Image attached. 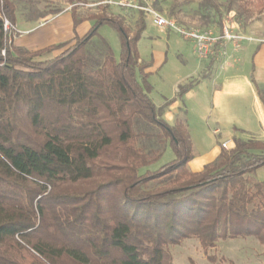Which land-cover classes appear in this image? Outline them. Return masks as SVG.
I'll use <instances>...</instances> for the list:
<instances>
[{
	"label": "trees",
	"instance_id": "16d2710c",
	"mask_svg": "<svg viewBox=\"0 0 264 264\" xmlns=\"http://www.w3.org/2000/svg\"><path fill=\"white\" fill-rule=\"evenodd\" d=\"M16 10L0 0V264H175L169 245L190 237L205 250L237 237L264 245V181L252 178L264 166V141L234 137V147L193 172L187 127L163 118L208 69L158 107L140 62L144 17L132 31L103 10L86 18L94 24L74 43L30 51L12 44ZM71 14L74 26L84 20L75 5ZM103 25L118 32L120 58L99 33ZM95 39L105 45L102 60L91 55ZM139 118L175 154L143 173L161 154L137 145ZM103 174L108 180L93 188L73 187Z\"/></svg>",
	"mask_w": 264,
	"mask_h": 264
},
{
	"label": "rangeland",
	"instance_id": "374dc122",
	"mask_svg": "<svg viewBox=\"0 0 264 264\" xmlns=\"http://www.w3.org/2000/svg\"><path fill=\"white\" fill-rule=\"evenodd\" d=\"M16 6V26L12 35V44L24 45L28 43H39L44 39L54 37L56 33L51 29V23L43 26L59 14L71 11L75 5L79 17L86 19L88 16L107 11L109 15H119L124 18L125 24L133 31L140 17L146 20V29L138 42L140 57L144 61V71L148 74L147 81L151 85L150 96L157 104H165L167 100L175 97L176 84L183 81L189 75H195L199 70V57L195 45L172 29H162L155 24L153 12L175 17L178 22L188 28L199 31L211 32L221 36L224 30L238 34L241 39H220L214 46L213 51L202 59L213 60L211 67L226 59L229 52L237 53L242 50L247 42H253L258 46L264 44V8L259 7L261 0H213L215 8H210L205 0H12ZM123 2V3H119ZM67 14H63L56 22L59 31L64 32ZM37 29L28 34L32 23ZM50 24V25H49ZM94 24V22H93ZM92 24V25H93ZM41 26V27H40ZM39 27V28H38ZM86 26L83 25L82 29ZM54 29V28H53ZM58 31V32H59ZM55 33V34H54ZM99 33L111 44L117 58L121 55V43L118 32L110 25H103ZM67 34V33H66ZM72 40L62 42L70 44ZM55 43V42H54ZM57 44H62L58 42ZM27 47V46H26ZM44 53L36 57L37 60L52 58L61 50ZM105 45L100 39H95L90 47L92 57L103 58ZM160 51L165 54L162 64L154 67V52ZM231 50V51H230ZM234 54V62H240L239 55ZM230 58H232L230 56ZM203 70L201 75L207 71ZM233 72L244 82L253 81L249 59L246 56L244 62L239 66H232ZM209 73V72H208ZM199 76V75H198ZM196 76V78H198ZM202 79V78H200ZM191 81V80H189ZM188 81V82H189ZM179 99V98H178ZM180 105L183 104V100ZM199 100H194L198 102ZM193 110L199 114L203 105L197 106L192 103ZM173 104V103H172ZM171 105V104H170ZM168 105V106H170ZM186 105V104H185ZM174 109L171 112L174 113ZM163 118L170 124H174L173 118L165 115ZM199 125L200 117L188 116ZM136 131L142 134L138 137V146L145 151H157L161 157L140 170H157L164 164L174 159L175 154L169 145V139L162 135L161 130L154 124L139 118L135 125ZM228 132L211 135L213 144H220L229 139ZM194 139L200 147L203 135L194 131ZM228 149L227 147H223ZM230 149V147H229ZM108 175H97L92 179L81 181L73 185L77 189H90L107 181ZM255 179V176H252ZM164 183H153L151 187L162 186ZM168 250L175 264H264V245L255 237H237L219 239L214 246L207 250L203 249L199 240L195 237L185 238L179 243L170 244Z\"/></svg>",
	"mask_w": 264,
	"mask_h": 264
},
{
	"label": "crops",
	"instance_id": "0c3cea01",
	"mask_svg": "<svg viewBox=\"0 0 264 264\" xmlns=\"http://www.w3.org/2000/svg\"><path fill=\"white\" fill-rule=\"evenodd\" d=\"M63 14H67L68 16L65 19L64 32L61 33L56 22ZM63 14L55 16L42 25L43 27L51 23L49 25L56 33L54 37L44 39L39 43L26 42L24 45L27 47L25 46V48L35 51L52 44H57L58 42L64 43L62 41L67 40V38L72 40L70 43L72 44L75 42L76 37L83 36L94 22L92 19H84L74 26L71 11ZM31 23L32 25L26 29L28 34L37 29L34 22L32 21ZM83 25L86 26L85 29H82ZM16 46L21 45L16 44ZM235 53L231 51L228 53L226 59L216 62L211 67V72L209 71L207 77L200 79L181 99H177L173 104L164 108L163 114L165 112V115L173 118L174 124L179 121L182 122L189 131L193 157L188 162V168L193 172H200L207 164L214 162L223 149V142H226L228 149L229 147H234V137L242 140L256 139L264 141V104L256 86L258 85L261 89L264 88V44L258 46L253 42H247L246 46L236 53L241 58L240 62H234ZM164 56L163 52L157 50L154 52L155 65L153 69L162 64ZM246 56L249 59V66L253 77V81L250 80V82H244L238 77L236 72L231 71L232 66H239L244 62ZM140 62L144 64L141 57ZM209 65L211 66L210 60L199 58L200 67L196 76H200ZM196 76L189 75L183 81H178L175 95L177 94L179 84L195 79ZM195 99L199 101L196 103L194 102ZM181 100H183L182 105H180ZM191 101L196 106L197 104L199 106L203 105L201 113L198 114L195 109L193 110ZM155 104L158 107L164 105ZM171 109L172 111L174 109L177 111L172 113ZM190 115L200 117L202 121L199 122V125L193 118L191 120L188 119ZM195 130H198L203 135L200 147H198L193 137ZM221 132H228L230 134L229 139L223 140L221 145L217 143L213 144L210 136L221 134ZM254 176L257 180L264 181V166L258 168Z\"/></svg>",
	"mask_w": 264,
	"mask_h": 264
},
{
	"label": "built area",
	"instance_id": "2783aa9c",
	"mask_svg": "<svg viewBox=\"0 0 264 264\" xmlns=\"http://www.w3.org/2000/svg\"><path fill=\"white\" fill-rule=\"evenodd\" d=\"M123 3V2H119ZM155 15V24L162 29H172L181 36L192 40L195 45L196 53L201 58H206L212 51L213 46L220 40H238L241 36L233 34L229 30H224L221 36H216L211 32L199 31L193 28H188L178 22V20L170 15L153 12ZM5 27L9 28V22L5 20ZM223 147H227L226 142L222 143Z\"/></svg>",
	"mask_w": 264,
	"mask_h": 264
}]
</instances>
